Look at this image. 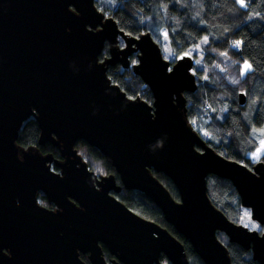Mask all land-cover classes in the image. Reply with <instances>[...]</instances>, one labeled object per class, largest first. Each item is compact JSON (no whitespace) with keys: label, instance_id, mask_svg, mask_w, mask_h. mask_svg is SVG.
<instances>
[{"label":"water","instance_id":"water-1","mask_svg":"<svg viewBox=\"0 0 264 264\" xmlns=\"http://www.w3.org/2000/svg\"><path fill=\"white\" fill-rule=\"evenodd\" d=\"M118 63L132 66L152 103L111 81L108 68ZM195 64L187 55L171 65L150 32L125 35L95 0H0V264H87L81 255L109 264L101 244L116 257L110 264H161L162 253L190 264L173 234L110 194L123 187L150 198L205 264H233L218 232L264 264V233L230 220L207 192L209 175L228 179L264 226V161L249 168L220 155L189 123L184 92L197 89ZM31 116L39 145L51 142L63 160L17 143ZM81 140L123 187L115 175H94L76 148ZM152 170L174 182L179 201ZM40 192L56 209L39 202Z\"/></svg>","mask_w":264,"mask_h":264},{"label":"trees","instance_id":"trees-1","mask_svg":"<svg viewBox=\"0 0 264 264\" xmlns=\"http://www.w3.org/2000/svg\"><path fill=\"white\" fill-rule=\"evenodd\" d=\"M245 3L246 6H241L239 0H110L108 6L95 0L98 9L113 18L127 36L150 32L157 41L155 34L161 36L164 30L175 54L174 62L187 56L192 48L201 47V55L192 56L196 62L193 72L197 89L184 92L189 123L217 153L252 168L255 163L248 154L259 147L255 132L264 128V0H245ZM236 41L241 42L239 46ZM120 44H124L122 39ZM106 56H109L108 44L99 59L102 61ZM135 58L136 54L131 56L132 63ZM245 62L251 68L243 74ZM107 74L129 98L153 102L150 88L131 67L110 66ZM241 93L246 95L243 105L239 103ZM40 134L39 123L31 116L22 125L17 143L25 148L36 146L42 153L60 159L59 150L51 142L39 145ZM76 148L93 173L115 175L123 187L120 175L98 149L83 140ZM52 169L58 171L55 164ZM152 172L179 201L174 182L163 173ZM122 189L117 196L121 202L173 234L184 245L190 264H205L190 241L166 221L150 198L136 190ZM207 192L212 203L230 220L243 224V206L231 181L209 175ZM38 199L42 205H49L44 193L40 192ZM217 236L228 248L233 264H260L253 259L251 250L231 243L225 233L218 232ZM81 258L90 264L86 255Z\"/></svg>","mask_w":264,"mask_h":264},{"label":"rangeland","instance_id":"rangeland-1","mask_svg":"<svg viewBox=\"0 0 264 264\" xmlns=\"http://www.w3.org/2000/svg\"><path fill=\"white\" fill-rule=\"evenodd\" d=\"M100 3L110 6V4H109L110 0H100ZM155 37H156L157 41L160 43V45L162 47V51H163L164 57L167 60H170V61L175 60V54L172 52V49H171V46H170V43H169V39L167 37V33L163 30V31H161V36H157V34H155ZM201 53H202L201 47L197 46V47L192 48L188 52L187 55L193 56L194 54H197L198 56H200ZM247 63L250 64L249 62H247ZM249 70H247V71H249ZM247 71L243 72V74L247 73ZM255 133H256V135L258 137V140H259V147L257 148L256 151L248 154V156H249L250 160L252 161V163L259 162L260 160H262L264 158V143H262V142H264V128L261 129V130H258ZM242 216H243V220H242L243 225H245V226H247V227H249L250 229H253V230L258 229L259 223H257L256 221H254L252 219L251 210L250 209L243 207Z\"/></svg>","mask_w":264,"mask_h":264},{"label":"flooded vegetation","instance_id":"flooded-vegetation-1","mask_svg":"<svg viewBox=\"0 0 264 264\" xmlns=\"http://www.w3.org/2000/svg\"><path fill=\"white\" fill-rule=\"evenodd\" d=\"M124 42V41H123ZM124 45H125V43L123 44V45H121L120 44V46L121 47H124ZM136 54V56H137V53H134L133 55H135ZM106 57H108V56H106ZM105 57V58H106ZM104 58V59H105ZM130 59H131V57H130ZM135 63L133 62L132 63V61H131V65L133 66L134 64H136L137 63V58H135ZM173 63H175L174 61H171V65L173 64ZM119 65H120V63H118ZM117 65V64H116ZM132 66H131V68H132ZM55 159H58V158H55ZM58 160H63V158L61 157L60 159H58ZM261 161V160H260ZM54 164V163H53ZM58 168V167H57ZM56 171V170H55ZM56 172H60V169L58 168V171H56ZM94 175L95 176H98L97 174H95L94 173ZM118 184V183H117ZM119 185V184H118ZM123 190V189H122ZM122 190L120 191V192H115L114 190H111L110 191V194H112L113 196H115L117 199H119L117 196H118V194L119 193H121L122 192ZM45 195V194H44ZM120 200V199H119ZM121 201V200H120ZM49 203V202H48ZM44 206H46V207H48L49 209H56V206H55V204H53V203H49V205H44ZM257 231H259L261 234H263L264 233V226H261L260 224H259V227H258V229H256ZM101 247H102V249H103V252H104V257H105V259H106V261L110 264L111 262H112V260H116V257L109 251V248H108V246H106V245H104V244H101ZM86 257H88V255H86ZM163 257H166L167 258V256L165 255V254H161V256H160V258H159V260H160V263L161 264H172L171 263V261L167 258V260H165ZM88 260H89V257H88ZM90 262V261H89ZM120 264H122V263H120Z\"/></svg>","mask_w":264,"mask_h":264},{"label":"snow or ice","instance_id":"snow-or-ice-1","mask_svg":"<svg viewBox=\"0 0 264 264\" xmlns=\"http://www.w3.org/2000/svg\"><path fill=\"white\" fill-rule=\"evenodd\" d=\"M239 2L241 4V6H246L245 0H239ZM204 39H205V41H207L208 38L205 37ZM235 43H236L237 46H239L241 42L240 41H236ZM250 68H251V65L248 64L247 62H245L244 65L242 66V73L246 72ZM262 143H264V142H262Z\"/></svg>","mask_w":264,"mask_h":264}]
</instances>
